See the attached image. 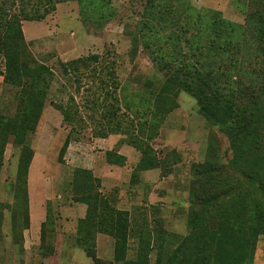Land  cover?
Listing matches in <instances>:
<instances>
[{
    "label": "rangeland",
    "instance_id": "1",
    "mask_svg": "<svg viewBox=\"0 0 264 264\" xmlns=\"http://www.w3.org/2000/svg\"><path fill=\"white\" fill-rule=\"evenodd\" d=\"M181 1V5L160 10L148 0H110L112 18L94 23L81 17L78 0H64L43 19L22 21L30 56L51 68L54 78L36 128L26 136L33 152L26 192L19 187L23 180L17 182V177L25 176L23 157L28 155L12 137L5 146L0 164V264H159L158 258L165 264L178 247L184 248L185 239L200 237L188 225L190 187L197 184L192 168L210 153L227 165L232 157L230 142L199 112L190 93L179 89L173 95L175 87L168 89L167 74L157 67L147 45L169 50L156 51L164 60L177 55L172 49L179 43L172 42L169 34L180 30L188 5L194 8V17L197 13L202 19L218 12L236 25L245 23L251 6L243 0ZM144 21L153 28L148 29ZM172 23H178L175 30L161 26ZM240 42L233 49L232 60L240 59L242 50L250 53L254 48L249 39ZM183 44L180 58L184 60L179 62L190 61L199 70L200 64L218 57L229 65L228 57L219 52L197 62L200 55L192 56ZM94 54L101 56L100 61L91 59L81 73L63 70V62ZM3 71L0 54V112L14 115L20 107V89L4 81ZM232 76L239 80L238 74ZM108 91L118 95L117 101H111L117 102L115 109L120 108L114 131L101 117L110 108V100L105 99ZM251 91L264 104L259 88L253 85ZM160 93L171 94L175 106L159 120L156 136L146 140L137 132V124L142 125L150 106L156 107ZM234 98L237 103L248 100ZM144 147L150 149L152 158L147 157L144 167L137 168ZM238 166L243 171L244 166ZM228 171L242 198L255 193L238 168ZM205 186L198 185L200 191L214 190L212 183ZM83 191L98 195L99 212L90 213L89 219V205L78 198ZM248 196L249 205L257 201V194L251 199ZM120 211L128 213L129 223L118 231V222L108 213ZM30 212L31 227L27 226ZM47 213L42 233L41 219ZM101 226L108 230L100 231ZM252 229L250 223H242L232 238L245 239V261L264 264V233ZM79 236L84 243L94 242L97 259L84 249Z\"/></svg>",
    "mask_w": 264,
    "mask_h": 264
},
{
    "label": "trees",
    "instance_id": "2",
    "mask_svg": "<svg viewBox=\"0 0 264 264\" xmlns=\"http://www.w3.org/2000/svg\"><path fill=\"white\" fill-rule=\"evenodd\" d=\"M61 1L64 0H0V54L4 58L2 74L6 83L20 89L18 94L20 107L17 112L14 115L0 112V164L4 158L6 143L12 137L13 143L21 145L22 151L28 155L26 158L23 157V160H26L25 176L21 177L19 174L17 177V182L23 180L19 187H23L25 192L29 164L33 155L32 149L26 142V136L36 128L54 73L47 65L30 56L21 28L22 21L45 18ZM243 1H248L251 9L247 12L245 23L241 25L223 18L218 12L213 16L199 19L197 13L194 17L192 11L194 8L191 5L186 8L187 15L183 17L184 22L179 25V31L174 29L178 23H172L169 27L161 25L162 28L175 30L169 34V37L172 42L179 43L172 49L177 55L171 56L168 60H164L163 55L156 56V51L169 52V50L157 47L158 45L155 49L147 45L157 67L167 74L165 84L168 89L175 87L173 95L179 89L190 93L196 99L199 112L227 135L232 151V157L227 165L222 161H216L214 153H210L202 162L193 166L197 184L190 187L188 225L193 232L199 233L200 237L185 239L184 248L178 247L168 256L165 264H250L243 258L245 239L241 236L233 239V234L239 233V228H242V223L245 222L254 227L252 232L264 233V104L253 97L251 91L254 85L264 94V0ZM148 2L152 6H158L160 10L172 8L176 3L179 5L183 3L181 0H148ZM78 3L84 20L98 23L112 18L113 8L110 0H78ZM144 24L148 29L153 28L149 21H144ZM248 39L253 44V50L250 53L242 50L241 58L232 60L233 49L240 46L241 40ZM181 42H184L183 46L192 56L200 55L197 57V62L205 55L211 58L212 53L219 52L221 56L225 54L228 57L229 65L225 64L226 61L221 63L218 57L211 58L209 63L198 66L200 71L195 63L179 62L184 60L180 58ZM100 57L98 54L79 57L63 62L62 67L66 73L71 71L79 74L81 67L89 66L91 59L99 62ZM105 66L110 67L108 63ZM107 72L112 75L110 69ZM233 72L239 75L237 82L233 79ZM243 77L245 80L242 83ZM232 83L237 85L233 87ZM107 94L110 95L105 99L110 100V108L103 110L101 117L106 121L108 128L114 131L116 110L120 108L115 109L117 102L111 100L117 101L118 95L116 96L112 91H108ZM236 96L248 100L237 103L234 98ZM172 97L171 94L160 93L155 99L156 107L150 106L147 113L149 115L141 123L142 125L138 127L137 124V132L143 134L146 140L156 136L159 120L171 106H175ZM159 99L164 101L160 103ZM64 116L68 120L65 109ZM121 157L125 158L123 155ZM147 157L152 158L150 149L144 147L141 166L137 168L144 167L143 161H146ZM238 165L244 166L243 171ZM232 167L238 168L241 177L248 180L254 188L255 193L249 195L253 197L257 194V201L251 202V205L245 201L248 195L245 194L242 198L240 191L233 186L228 171ZM206 183H212L214 190L200 191L198 185L202 184V187L206 188ZM86 186L87 184H84L83 189ZM97 197L96 194L84 191L78 197L89 205L88 219L90 213L99 212ZM108 215L111 220L118 222L115 223L118 231L129 223L126 211H120L117 215L112 213ZM47 219L48 213L45 220ZM45 220L42 224V233ZM29 224L30 216L27 215V226ZM101 227L100 231L108 230V227ZM116 235L119 236L118 233ZM79 238L89 255L97 259L94 254V242L84 243V237L79 236ZM116 243L118 244L117 241ZM157 263L162 264L160 258L157 259Z\"/></svg>",
    "mask_w": 264,
    "mask_h": 264
},
{
    "label": "crops",
    "instance_id": "3",
    "mask_svg": "<svg viewBox=\"0 0 264 264\" xmlns=\"http://www.w3.org/2000/svg\"><path fill=\"white\" fill-rule=\"evenodd\" d=\"M32 166L30 165V167H29V171H28V173H30L31 171H32V168H31ZM28 176H29V174H28ZM30 227H31V225H32V221H31V218H32V215H31V212H30ZM43 220H45V217H43L42 219H41V222L43 221Z\"/></svg>",
    "mask_w": 264,
    "mask_h": 264
}]
</instances>
